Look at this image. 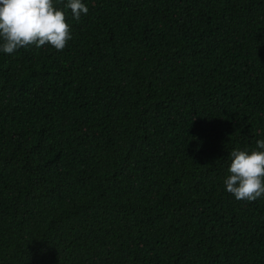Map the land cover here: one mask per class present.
<instances>
[{
	"label": "trees",
	"instance_id": "16d2710c",
	"mask_svg": "<svg viewBox=\"0 0 264 264\" xmlns=\"http://www.w3.org/2000/svg\"><path fill=\"white\" fill-rule=\"evenodd\" d=\"M72 39L0 52V264H264V0H83ZM63 7L67 0H55Z\"/></svg>",
	"mask_w": 264,
	"mask_h": 264
},
{
	"label": "clouds",
	"instance_id": "9594fccd",
	"mask_svg": "<svg viewBox=\"0 0 264 264\" xmlns=\"http://www.w3.org/2000/svg\"><path fill=\"white\" fill-rule=\"evenodd\" d=\"M68 10L79 21L88 14L83 0H67L58 7L55 0H0V52L14 54L20 48L50 45L62 51L72 39ZM223 183L237 200L255 201L264 196V139L256 147L233 149Z\"/></svg>",
	"mask_w": 264,
	"mask_h": 264
}]
</instances>
